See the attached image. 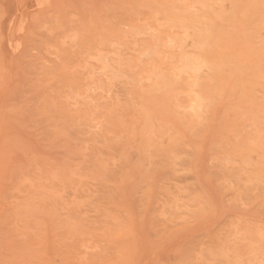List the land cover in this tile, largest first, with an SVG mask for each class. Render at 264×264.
<instances>
[{
  "label": "rangeland",
  "instance_id": "1",
  "mask_svg": "<svg viewBox=\"0 0 264 264\" xmlns=\"http://www.w3.org/2000/svg\"><path fill=\"white\" fill-rule=\"evenodd\" d=\"M3 1L0 264H264V0Z\"/></svg>",
  "mask_w": 264,
  "mask_h": 264
},
{
  "label": "bare ground",
  "instance_id": "2",
  "mask_svg": "<svg viewBox=\"0 0 264 264\" xmlns=\"http://www.w3.org/2000/svg\"><path fill=\"white\" fill-rule=\"evenodd\" d=\"M3 1V0H2ZM3 2H6L7 4L9 3V2H7L6 0H4ZM6 3H5V5H6ZM11 5V4H10ZM195 21V20H194ZM203 39V38H202ZM201 46V45H200ZM12 47V46H11ZM199 47V46H198ZM16 48V47H15ZM201 50V49H200ZM197 52V51H196ZM204 56V55H203ZM199 62V61H198ZM206 62V61H205ZM195 63V62H194ZM194 68V67H193ZM195 69V68H194ZM185 76V75H184ZM185 78H186V76H185ZM192 87V86H191Z\"/></svg>",
  "mask_w": 264,
  "mask_h": 264
}]
</instances>
